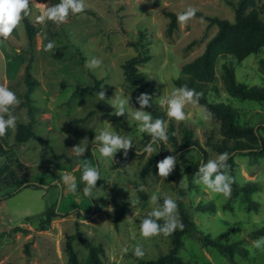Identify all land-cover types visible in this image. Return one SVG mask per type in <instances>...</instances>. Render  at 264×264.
Segmentation results:
<instances>
[{
	"label": "rangeland",
	"instance_id": "rangeland-1",
	"mask_svg": "<svg viewBox=\"0 0 264 264\" xmlns=\"http://www.w3.org/2000/svg\"><path fill=\"white\" fill-rule=\"evenodd\" d=\"M58 3V0H30L31 12L27 17L37 30L31 43L23 21L7 40L0 38V86L14 92L20 101L10 111L17 122L29 121L32 114L34 132L42 139L30 137L15 142L16 129H9L0 137L7 150L0 156V167L7 165L15 169L19 177L35 185L18 191L14 186L0 183V233L16 226L29 231L5 236H11L12 240L0 244V264H66L63 246L68 235H75L73 245L82 262L87 254V246L81 241L84 239L101 247L104 264H147L145 260L169 250L170 239L163 234L143 239L139 220L154 207L151 195L176 201L181 189L191 202L189 216L198 229L210 236L223 233L224 241L242 246L230 262L215 248L203 245L196 233H188L183 235V247L179 251L185 259L202 264H264V251L253 246L264 235L251 236L253 231L264 227V156L255 158L246 153L234 156L235 181L240 184L252 181L258 186L250 195L252 203L245 201L234 188L228 198L206 190L193 182L195 174L189 182L185 172L189 163H206L219 155L205 144L209 134L217 136V122L202 104L187 105L184 111L188 119L182 122L169 120L166 109L159 104L160 98L177 88L176 78H186L180 71L181 65L201 53L215 33L217 26L208 18L233 21L232 6L226 0H85V10L70 13L66 23L37 22L38 16ZM189 6L196 9V14L181 25L177 16ZM168 12L176 15V25L171 31ZM49 41H54L55 46L45 51ZM138 54L149 56L137 69L153 87L154 101L162 110L167 127L173 123L178 139L182 128H189L192 137L208 153L205 159L198 150L172 154L169 138L152 144V153H159L163 159L169 155L176 157L177 162L166 179L155 176L151 169L144 176L140 174L152 154L144 151L151 138L139 131V122L132 118L131 113L140 108L138 95L124 80L122 71L124 61ZM92 58L102 61L95 70L85 67ZM262 58L264 46L240 61L220 55L215 62L213 80L197 84L195 91L211 102L233 107L241 124L256 128L264 125V103L233 96L228 91L225 71V67L231 68L238 82L264 87V69L258 62ZM27 63L34 79L28 95L27 84L15 86L23 81ZM100 91L105 92L103 100L99 98ZM117 98L128 100L127 110L119 116L115 115L119 109ZM104 129L131 138L132 147L126 157L124 149H118L113 160L100 156L98 149L93 154V148L100 146L95 137ZM79 144L87 148L84 156L67 159L74 156L72 148ZM84 159L90 160L100 174L91 197L83 194L82 170L77 168V163ZM64 175L75 179L77 193L67 190L62 182ZM182 180L186 187L180 183ZM8 192L10 196L5 197ZM112 196L129 207L116 227ZM208 203L213 204V210L196 208L198 204ZM49 206H54L58 214L41 230L38 221L41 212ZM156 206H160L159 201ZM137 245L144 252L142 258L133 254Z\"/></svg>",
	"mask_w": 264,
	"mask_h": 264
},
{
	"label": "trees",
	"instance_id": "trees-1",
	"mask_svg": "<svg viewBox=\"0 0 264 264\" xmlns=\"http://www.w3.org/2000/svg\"><path fill=\"white\" fill-rule=\"evenodd\" d=\"M58 1L60 2V0ZM226 1L234 10V20L229 21L220 17L208 18L211 23L217 26V29L206 41L203 51L181 65L180 71L186 78H176L174 80V84L177 88L187 85L190 89H195L197 84L211 82L215 75V62L220 55H230L240 61L249 54L259 51V49L264 46V0ZM167 14L170 17L168 30L171 31L176 25V15L173 12H168ZM22 21L27 40L31 43L37 36L35 25L27 16H25ZM148 59V55L141 56L138 54L125 60L122 64L123 77L126 82L134 87V92L138 96L141 93H148L151 95V107L146 108L145 111L151 113L154 119H163V112L154 101L155 92L153 87L143 79L142 73L137 69L139 63L146 62ZM258 62L259 66L264 69V58L260 59ZM28 68L29 63L25 65L23 81L15 85L16 88H18L22 83L27 84V95L32 91V81H34ZM225 68L228 91L233 96L243 100H254L264 103V87L256 85L248 86L242 82H238L235 79L233 70L228 67ZM96 88L97 87H95V89ZM27 95L25 98L28 100ZM199 104H202L208 111L210 117L217 122V136L209 134L205 140V144L217 154L223 152L229 153V159L227 161L229 165L228 173L232 177L235 176L237 166L234 160L236 154L246 153L255 158L264 156V135H262L260 131V129H262L264 133V125L261 124L256 128L253 125L239 123L237 120V112L233 107L222 102H211L203 94L199 99ZM32 123V114L29 121L17 122L16 131L14 133L15 142H24L30 137L42 140L40 136L34 132ZM166 132L173 147L172 154L191 149L198 150L204 159L207 157L208 153L206 149L192 137V131L189 128H182L181 137L178 139L174 135L173 123L170 122ZM6 151L7 150L0 142V156L5 155ZM67 159L76 160L77 157L75 155L72 157L67 156ZM162 160L163 158L159 153H152L141 167L140 174L144 176L151 169L153 174L158 176L156 165ZM199 164V162H191L185 167L189 182L192 181L193 175L198 171L200 167ZM4 169L6 170L5 173H3ZM0 183L3 186H14L18 191L23 187L35 186L33 181L19 177L16 170L9 168L7 165L0 167ZM232 188L236 191L239 190L243 199L252 203L253 201L250 195L258 189V186L252 181H245L241 184L235 181V183L232 184ZM10 194L11 192L6 193L5 197L10 196ZM159 198V204L161 206L164 198ZM111 203L113 206V224L116 227L123 216L129 211V207L114 196H112ZM176 203L178 205L179 219L184 224L183 231L176 230L172 235L168 236L170 239V248L167 252L155 258L147 259L145 262L147 264H202L197 261L185 259L179 253L183 247V235L188 233H196L203 245L215 248L230 262H233L234 253L240 252L242 246L237 242L224 241L222 239L223 233L210 236L198 229L195 222L189 216L191 202L184 189L180 190ZM196 208L203 211L213 210V204H198ZM57 214L54 206H49L44 209L38 221L39 228L41 230L46 229L47 223ZM147 216L148 214L139 220L140 224ZM158 223L163 226L164 220L161 219ZM17 231H21L24 234L29 232L27 229L19 226L13 227L9 231H3L0 233V244H2L3 241L10 242L12 237L5 236L7 234H15ZM259 235H264V227L251 233L253 237ZM74 236L75 235H68L65 239L63 250L66 254V264H104L100 254L101 247L84 239H81V241L87 246V254L85 260L82 262L73 245Z\"/></svg>",
	"mask_w": 264,
	"mask_h": 264
},
{
	"label": "clouds",
	"instance_id": "clouds-1",
	"mask_svg": "<svg viewBox=\"0 0 264 264\" xmlns=\"http://www.w3.org/2000/svg\"><path fill=\"white\" fill-rule=\"evenodd\" d=\"M30 0H0V38L7 40L14 29H16L22 19L25 16L30 15ZM85 0H60L58 4H55L49 8L42 15L38 16V23H46L51 21L55 24H63L67 22L69 14H79L85 10ZM196 14V9L189 6L185 11L181 12L177 16V21L181 25L186 24ZM55 42L49 41L45 46V51H50L54 48ZM19 52V49H17ZM102 61L98 58H92L86 61L85 67L89 70H95L101 66ZM202 93H198L195 89H190L187 85H183L178 88H174L173 91L160 98L159 104L162 108L166 109V115L169 120H175L176 122H182L188 119L184 109L187 105L196 106L199 104V99ZM100 100L105 99V92H99ZM151 95L148 93H141L137 97V102L140 108L131 113L132 118L138 121V129L141 133H147L151 142L145 147L146 153H152V144L168 139L166 132V122L161 118H153L152 114L145 111L146 108L151 107ZM119 109L115 115H122L126 110L128 100L119 99ZM19 99L14 92L7 87L0 86V137H4L8 130L15 131L17 117L10 111L11 108L18 106ZM7 114V119H5ZM95 140L99 142L98 148H93V154L95 155L98 149L100 156L107 159H112L118 149H124V156L126 157L127 150L132 147V141L129 137L121 136L115 132H111L107 129L100 131L99 135L95 137ZM87 148L84 146L76 145L72 148L74 155L79 158L84 156ZM229 159V153L223 152L219 154L215 159H209L206 163L201 162L198 171L195 173L194 183L202 185L206 190L223 195L225 198L231 196L232 184L235 183V178L228 173L229 165L227 163ZM177 162L176 157L169 155L162 161H159L156 165L158 172L157 175L163 179L169 176L174 164ZM77 168L82 170L80 177L83 184V194L91 197L93 189L96 188L97 181L100 180L99 169L92 166L91 161L84 159L77 163ZM214 177V178H213ZM62 182L67 185V190L72 193H77L78 185L73 177L70 175L62 176ZM60 183V182H58ZM184 185L183 180L180 182ZM186 187V185H184ZM159 197L156 194L151 195L150 202L154 207L148 213L147 218L143 219L140 224L139 232L143 239H150L153 236L163 234L165 237L172 235L176 230L183 231L184 224L179 219L178 205L176 201L171 197H165L161 206H156L159 201ZM164 220L163 226L158 221ZM264 237H260L253 242V246L257 249L264 251ZM127 248L124 249L126 253ZM136 257L142 258L144 252L140 245H137L133 253Z\"/></svg>",
	"mask_w": 264,
	"mask_h": 264
}]
</instances>
